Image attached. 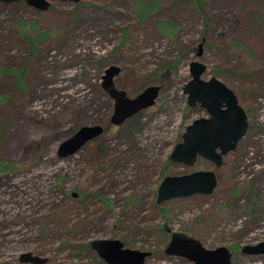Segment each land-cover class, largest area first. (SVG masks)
<instances>
[{
    "label": "rangeland",
    "instance_id": "1",
    "mask_svg": "<svg viewBox=\"0 0 264 264\" xmlns=\"http://www.w3.org/2000/svg\"><path fill=\"white\" fill-rule=\"evenodd\" d=\"M138 1L152 0H50L48 11L0 1V161L18 164L0 175V264H35L20 261L24 252L45 264H108L94 239L151 251L146 264H195L164 252L175 231L227 247L231 264H264V254L243 252L264 241V0H159L145 18ZM159 22L175 24V36ZM195 60L248 113V131L221 167L171 160L186 127L208 116L184 92ZM111 66L130 97L162 86L155 105L119 126L102 86ZM13 71L23 72L22 88ZM95 124L108 129L60 157L66 140ZM197 170L217 172L212 194L157 204L166 176Z\"/></svg>",
    "mask_w": 264,
    "mask_h": 264
},
{
    "label": "water",
    "instance_id": "2",
    "mask_svg": "<svg viewBox=\"0 0 264 264\" xmlns=\"http://www.w3.org/2000/svg\"><path fill=\"white\" fill-rule=\"evenodd\" d=\"M5 3L20 0H0ZM28 5L40 11H48L50 0H24ZM67 1V0H64ZM77 1V0H75ZM204 42L199 44L197 56L203 55ZM207 65L199 60L190 64L191 79L184 86L188 95V103L197 104L206 109L208 116L194 120L186 127L179 142L171 153V160L192 166L198 157L210 160L217 167L223 165L224 156L238 147L240 140L249 128L248 113L240 103L235 91L217 77L208 80L203 78ZM120 67L111 66L106 69L102 86L114 99V112L111 123L122 125L129 118L142 110L155 105L162 86L150 85L135 97L119 89L114 81ZM105 131L101 124L83 125L72 137L66 140L59 149L60 157L76 153L87 143L99 138ZM219 184L215 170H197L189 174L168 175L160 183L157 191V204L179 197L195 194H212ZM74 197L78 193H72ZM171 232V230H169ZM91 247L108 264H146L151 251H140L126 248L119 239H94ZM247 254H264V241L253 246H245ZM167 255L182 256L195 264H231V252L225 246L210 249L197 238L181 231L172 232L171 240L165 249ZM20 261L45 264L48 258L33 252H24Z\"/></svg>",
    "mask_w": 264,
    "mask_h": 264
},
{
    "label": "trees",
    "instance_id": "3",
    "mask_svg": "<svg viewBox=\"0 0 264 264\" xmlns=\"http://www.w3.org/2000/svg\"><path fill=\"white\" fill-rule=\"evenodd\" d=\"M203 0H194V2L199 5L202 3ZM160 1L159 0H152V1H138L136 3V9L138 10V12L140 13V16L142 18H145L151 11L155 10V8L160 5ZM158 25L161 28V31L166 34L167 36L170 37H174L178 27L173 24L172 22H159ZM45 35H38L35 38H32V45L33 48L35 49L38 41H40V39L42 37H44ZM14 73V77H15V82H14V86L18 87V88H22L24 86V79H23V75H22V71H13ZM1 99V98H0ZM2 103V101L0 100V104ZM112 125V124H111ZM108 128H105V132ZM104 132V133H105ZM18 169V164H13V163H8L5 161H0V175H5L11 172H14L15 170ZM165 252V251H164Z\"/></svg>",
    "mask_w": 264,
    "mask_h": 264
},
{
    "label": "flooded vegetation",
    "instance_id": "4",
    "mask_svg": "<svg viewBox=\"0 0 264 264\" xmlns=\"http://www.w3.org/2000/svg\"><path fill=\"white\" fill-rule=\"evenodd\" d=\"M48 262V261H47Z\"/></svg>",
    "mask_w": 264,
    "mask_h": 264
}]
</instances>
